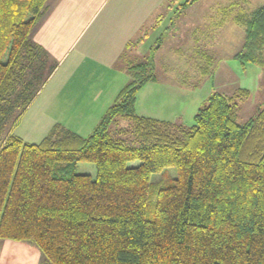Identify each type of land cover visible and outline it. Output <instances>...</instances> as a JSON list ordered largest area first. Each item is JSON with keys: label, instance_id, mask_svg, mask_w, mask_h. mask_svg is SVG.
<instances>
[{"label": "trees", "instance_id": "16d2710c", "mask_svg": "<svg viewBox=\"0 0 264 264\" xmlns=\"http://www.w3.org/2000/svg\"><path fill=\"white\" fill-rule=\"evenodd\" d=\"M47 10L0 0V239L34 243L49 264H264V105L240 122L248 89L212 93L191 126L137 115L149 57L129 62L133 79L89 136L61 124L39 143L13 133L57 65L32 38ZM238 22L235 58L264 66V5ZM80 162L95 175L74 173ZM169 167L149 218L152 174Z\"/></svg>", "mask_w": 264, "mask_h": 264}, {"label": "crops", "instance_id": "0c3cea01", "mask_svg": "<svg viewBox=\"0 0 264 264\" xmlns=\"http://www.w3.org/2000/svg\"><path fill=\"white\" fill-rule=\"evenodd\" d=\"M164 2L47 0L48 10L32 38L57 65L14 133L27 142L39 143L56 124L72 128L65 120L76 117L81 118L80 127L72 128L73 131L91 134L118 94L130 83L129 62H138L137 53L144 47L148 35L160 28L159 15ZM182 120L176 119V122L181 124ZM23 242L0 239V264L12 261L14 254L9 248L13 244L17 248L26 244L21 264H41L36 252L41 254L40 249Z\"/></svg>", "mask_w": 264, "mask_h": 264}, {"label": "rangeland", "instance_id": "374dc122", "mask_svg": "<svg viewBox=\"0 0 264 264\" xmlns=\"http://www.w3.org/2000/svg\"><path fill=\"white\" fill-rule=\"evenodd\" d=\"M187 1L165 0L159 15L160 28L150 31L146 45L137 53V60L134 59L139 62L145 59L150 63V57L153 62L149 65L148 72L152 67L151 71L155 75V80L144 87L141 95L137 92L135 113L151 114L153 116L150 117L175 123L176 119L183 118L181 124L191 126L195 123L196 112L212 93L232 95L239 89H248L250 97L239 104V121L245 122L264 105V66L242 64L235 58L246 41V25L238 20L239 16L250 14L264 5V0ZM208 55L212 58L210 64ZM208 65L211 66L209 73L203 70ZM150 98H155L156 101L150 102ZM80 119L67 117L66 125L78 129ZM128 125L129 121H121L115 129H124ZM72 128L66 129L73 132ZM139 163L133 161L130 165ZM74 173L95 175L96 170L93 163L80 162ZM176 176L175 167L152 174V181L156 184L152 188L149 218L154 215L156 191L159 187L170 185ZM24 242L34 244L30 241ZM16 246L18 245L13 244L9 248L10 253L14 254V257H10V264H21L24 261L21 258L25 254L23 247L26 244L22 248ZM36 252L39 253L41 264H49L42 253Z\"/></svg>", "mask_w": 264, "mask_h": 264}]
</instances>
